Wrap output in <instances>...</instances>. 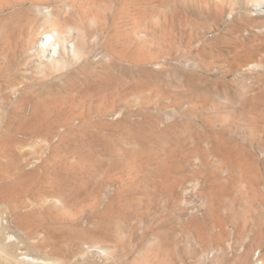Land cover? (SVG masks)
I'll list each match as a JSON object with an SVG mask.
<instances>
[{
  "label": "rangeland",
  "instance_id": "374dc122",
  "mask_svg": "<svg viewBox=\"0 0 264 264\" xmlns=\"http://www.w3.org/2000/svg\"><path fill=\"white\" fill-rule=\"evenodd\" d=\"M250 13L241 0H0V149L29 152L0 194L69 179L68 198L24 223L47 222L73 264H264V148L247 140L264 82L241 69L262 55L248 47L264 16ZM27 25L72 34L90 56L39 67ZM50 141L55 155L36 160Z\"/></svg>",
  "mask_w": 264,
  "mask_h": 264
},
{
  "label": "bare ground",
  "instance_id": "6f19581e",
  "mask_svg": "<svg viewBox=\"0 0 264 264\" xmlns=\"http://www.w3.org/2000/svg\"><path fill=\"white\" fill-rule=\"evenodd\" d=\"M221 6H223V5H221ZM241 6H243L244 11H250L251 16H254V17L255 16H261V17L264 16V0H241ZM218 9H219V7H218ZM56 21L57 20H55L53 22L50 21L51 24H48V21H47V23L45 25H47V24L48 25H52V24L56 25L54 23ZM31 25L26 26L27 28L30 27V29H29L30 31L27 30V32H29V34H28L29 40L27 41V44L25 45L26 47L24 50L27 53V56H28V54H34L35 55V57H33L35 59H32V60H37V64L38 65L40 64L39 67H41V65H44V66H50V68L47 67L48 69H51V67L58 69V67H60V65H63L64 68H67V67H69L71 62H75L78 59L82 60L83 58L87 59L89 54H87V56H86V54L81 55V51L75 42L76 39L74 40V38H72V34L66 35V34L61 33L60 30L58 31L57 28L48 29V27L46 26L47 29H45V27H40L38 29V31H37L38 35L35 38V32L33 30V26H31ZM27 32L24 33L23 35L27 34ZM73 37H75V36H73ZM85 41H86V39H85ZM250 43H251V46L248 47V49L250 51H261L262 55L260 58H257L256 60L253 56H250V55L245 56L244 65L242 66L243 68L241 67V69L246 70L249 74L252 72L257 73V72L261 71L262 75L258 76V78H259V80L261 79L264 82V38L260 37V36L254 37V39L251 40ZM258 53H260V52H258ZM27 62H28V60H27ZM237 69L238 68H236V70ZM62 71H64V70H62ZM58 75H59V73H58ZM70 75L72 76V74H67L66 77L70 78ZM74 75H76V74H74ZM65 81H68V80H65ZM48 82L49 81H46L47 84H45V85H44V82L42 83L43 86L41 85V87H42L41 92L46 91L48 88H50L52 86L51 85L52 83L50 84ZM74 86L77 88L76 85H74ZM71 88H73V86ZM62 89H63V87H62ZM65 89L66 88H64V91H65ZM70 90H72V89H70ZM55 91H57V90H55ZM59 91H61V90L59 89ZM51 92H50V94H51ZM76 92H77V90H76ZM47 93H49V92H47ZM48 96H49V94H48ZM70 100H72V99H70ZM72 101H74V100H72ZM82 101H81V103H82ZM79 102H80V100H79ZM252 102H253V105L250 104L251 106H250V109L247 110V113H249V114L252 113L253 115L248 114L247 117H248V120H250V122H252V127H253L252 129L254 130L255 136H253L252 138L248 137L247 140H251V141H253V143L255 142V143H257V145L264 148V87L260 90V92L257 94V96H255V98H253ZM79 105L81 106V104H79ZM72 106H73L72 112H73L74 108H75L74 111H78L76 108L79 106H77V105H72ZM74 106H77V107H74ZM241 106H242V108H246L245 101L241 104ZM99 107H101V106H99ZM90 109H88V110L90 111ZM98 111H99V109H98ZM71 120L73 121V119H71ZM71 120H70V123H72ZM67 122H69V121L67 120ZM67 122L64 124H68ZM66 126H69V125H66ZM64 127H65V125H64ZM69 128L71 130L70 126H69ZM35 135H36V132H35ZM46 136H47V134H45V137ZM48 137H50V136H48ZM21 145H23V142L18 141V142H15L14 144L10 145L8 148L0 149V158L13 157L18 161V163L16 165H13V166H8V165L0 166V184H5L4 183L5 179L13 177L12 183H11L8 190H10L11 186L14 187L15 184L17 182H19L20 180H22V178H23L22 162L24 163L23 160L27 159L26 156L29 152L26 153L25 150H22L23 147L21 148ZM38 148L40 149V146ZM35 151L33 150L31 152L35 153ZM56 151H57V148L55 146H53V144L50 141L45 146L41 147L40 152L38 150V152H37L38 155L36 156V158H37L36 160L42 161L43 159H50L52 157V155H55ZM48 153H49V155H48ZM33 155H36V154H33ZM27 157H29V156H27ZM65 160L67 162L68 159H65ZM45 161H47V160H45ZM68 164H69V161H68ZM69 166H71V165H69ZM65 175H67V177L70 176V175L68 176V174H66V173H65ZM69 185L71 186L70 180L66 179L64 184H56V185L50 184L49 188L44 189L41 192L30 193L28 191L27 192H25V191L19 192L18 191L16 194L17 196L14 198V200L11 198V193L10 192L8 193V190L5 193L0 194V203L1 204L4 203V202L2 203V200L5 201L6 203H9V204L5 203L6 204V206H4L5 207L4 208L5 213L6 212H8V214L10 213V215L14 219L15 226L23 233V237L19 239L18 243H16V242L15 243L13 242L10 244L7 243L6 242L7 236L4 234L5 233L4 230L6 229V226H4V223H3V221H5L6 219L3 216L0 217V264H73L72 262H69V260H68L69 258L67 259L66 251H64L62 248H60L58 246V243L52 239L51 228L47 222L40 220L36 223H33L31 221L32 223L27 224V225L24 223V221L27 222L26 219L34 218L40 212H42L43 209L45 208L43 206H45L46 202L54 201L59 205L61 202L59 199H61L65 195V192H66V197L68 198L70 196ZM60 188H63V189H60ZM72 192L73 191H71V193ZM2 214H4V213H2ZM44 214H46V213H44ZM7 235H8V233H7ZM31 249L37 250L38 252H40L41 256L40 257L31 256L29 254V251ZM73 258H74V256H73ZM73 258H71L72 261H73ZM75 262H76V257H75ZM224 263H226V262L224 261ZM226 264H228V262Z\"/></svg>",
  "mask_w": 264,
  "mask_h": 264
}]
</instances>
